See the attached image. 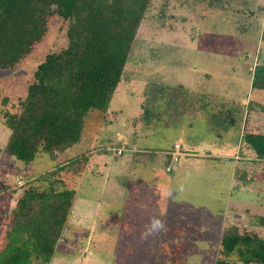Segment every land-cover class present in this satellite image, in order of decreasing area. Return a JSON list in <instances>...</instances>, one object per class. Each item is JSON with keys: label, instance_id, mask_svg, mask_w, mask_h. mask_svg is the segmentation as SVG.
<instances>
[{"label": "rangeland", "instance_id": "374dc122", "mask_svg": "<svg viewBox=\"0 0 264 264\" xmlns=\"http://www.w3.org/2000/svg\"><path fill=\"white\" fill-rule=\"evenodd\" d=\"M87 8L121 19L144 10L124 78L105 109L92 107L83 116L77 142L54 158L40 153L25 164L4 151V114L19 111L44 56L67 47L68 24L80 36ZM262 34L264 0H79L68 22L53 15L35 48L15 66L0 68V247L22 187L64 162L79 170L60 174L74 198L48 264H214L224 223L241 222V231L256 227L264 236V225L251 216L264 209V161L237 160L255 155L237 127L223 139L200 134L193 147L183 136L195 140L199 127L144 135L131 125L147 81L264 105V91L250 86L253 66L264 62ZM246 130L264 135V111L249 113ZM190 148L212 158L190 159L183 154ZM171 155L178 160L169 164ZM219 155L232 161L213 158ZM244 166L256 179L249 184L255 194L233 187L234 169ZM154 217L163 227L150 231Z\"/></svg>", "mask_w": 264, "mask_h": 264}, {"label": "trees", "instance_id": "16d2710c", "mask_svg": "<svg viewBox=\"0 0 264 264\" xmlns=\"http://www.w3.org/2000/svg\"><path fill=\"white\" fill-rule=\"evenodd\" d=\"M77 7L79 0H0V68L21 62L41 41L53 15L68 22ZM85 12L80 36L74 37L76 26L68 24L67 47L44 56L19 100V111L4 114L9 129L4 151L25 164L40 153L54 158L77 142L83 116L92 107L105 109L124 78V65L144 10L128 19L92 8ZM261 38L264 41V34ZM109 41L112 46L107 45ZM250 86L252 91H264V62L253 66ZM140 96V112L131 123L146 135L199 127L194 141L190 134L183 137L196 142L199 134L223 139L237 127L241 142L253 150L256 160L264 161V135L246 130L249 113L264 111L261 103L157 81L145 82ZM80 160L76 163L84 158ZM77 167L58 164L54 171L22 187L5 229L0 264L50 262L74 198V190L64 186L60 174L77 173ZM237 169L236 180L252 178L245 169ZM254 218L264 225V216ZM241 229L237 223L222 225L214 264H264V236L260 231Z\"/></svg>", "mask_w": 264, "mask_h": 264}, {"label": "crops", "instance_id": "0c3cea01", "mask_svg": "<svg viewBox=\"0 0 264 264\" xmlns=\"http://www.w3.org/2000/svg\"><path fill=\"white\" fill-rule=\"evenodd\" d=\"M249 100V99H248ZM251 113V112H250ZM131 125H132V123H131ZM133 126V125H132ZM137 130V129H136ZM197 130V129H196ZM202 130V129H201ZM198 131V130H197ZM188 133L186 132L184 135H187ZM144 135H146L145 133H144ZM200 135V134H199ZM184 137V136H183ZM201 136H199V138H198V141H199V139H201L200 138ZM191 141V140H190ZM194 141V140H193ZM189 142L190 143V145H193V147L195 146V142ZM189 147H192V146H189ZM179 148H180V146H179ZM191 150L190 151H187L188 153H183L184 154V156L186 155L187 157H190V159L191 158H193V157H196V156H199V155H201V156H205V155H203V154H199V153H195L194 152V150L192 149V148H190ZM122 153V152H121ZM135 153H137V152H135ZM135 153H132V156H134V154ZM204 154H206V153H204ZM205 158H212V157H209V155L208 156H205ZM214 159H216V160H218V161H222V162H231L232 160L231 159H225V158H223L221 155H219L217 158L216 157H213ZM234 158H236V157H234ZM242 159H238L237 158V160H239V161H241V162H246V163H251L252 161H256V158H255V155H254V159L253 158H251L250 159V156H248V157H241ZM254 163V162H253ZM244 165V164H243ZM247 166V165H246ZM244 169H245V166L243 167ZM248 174H249V172H247ZM249 176H250V174H249ZM233 177H234V171H233ZM252 177V176H251ZM254 180H256V179H254V177H252V178H250L249 180H247V181H242V180H236L235 179V177H234V181H235V185L233 186V187H236L237 186V188H238V190L239 189H241V190H245V191H248V192H251V193H254L255 194V190H250L251 188H250V183H252ZM247 209V208H246ZM250 211V210H249ZM251 213V212H250ZM252 215V220H255V218H254V216H256V215H260V216H264V209H263V213H255V212H253V213H251ZM256 221V220H255ZM237 224H243V223H241V222H236ZM254 228H256V227H254ZM254 228H249V229H254Z\"/></svg>", "mask_w": 264, "mask_h": 264}, {"label": "clouds", "instance_id": "9594fccd", "mask_svg": "<svg viewBox=\"0 0 264 264\" xmlns=\"http://www.w3.org/2000/svg\"><path fill=\"white\" fill-rule=\"evenodd\" d=\"M163 227V223L160 219L157 218H152L150 220V225H149V230H156V229H160Z\"/></svg>", "mask_w": 264, "mask_h": 264}, {"label": "built area", "instance_id": "2783aa9c", "mask_svg": "<svg viewBox=\"0 0 264 264\" xmlns=\"http://www.w3.org/2000/svg\"><path fill=\"white\" fill-rule=\"evenodd\" d=\"M174 148H179V145H175ZM116 154H121V151L120 150H117L116 151ZM173 154V153H171ZM173 156V157H172ZM178 160V157L175 156V155H171V157L169 158V164H172L173 162H176ZM170 168H169V165L166 167V171H169Z\"/></svg>", "mask_w": 264, "mask_h": 264}]
</instances>
